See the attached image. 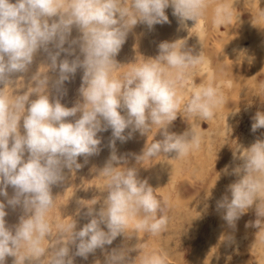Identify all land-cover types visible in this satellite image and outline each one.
Wrapping results in <instances>:
<instances>
[{"label": "clouds", "instance_id": "1", "mask_svg": "<svg viewBox=\"0 0 264 264\" xmlns=\"http://www.w3.org/2000/svg\"><path fill=\"white\" fill-rule=\"evenodd\" d=\"M169 7L178 25L186 28V21L198 22L208 3L0 0V85H4L0 88V196L8 197L6 189L11 186L14 195L7 199V205L23 209L13 230L7 226L6 205L0 201V264H5L8 256L16 258L15 264H25L26 260L43 264L45 259L47 264H74L73 256L87 259L121 235L130 238L126 230L132 222L136 232L158 235L165 230L167 203L157 197L147 179L138 177L137 166H127V158L117 155L116 142L125 143L136 132L148 135L153 126H158L163 139L146 144L141 154L135 156L137 163L169 153H174L176 159L186 157L199 149L202 136L192 126L180 134L169 131L182 105L187 117L207 121L224 103L223 94L212 85L194 90L186 103L178 94L203 62L201 51L194 53L184 39L161 42L155 57L131 63L132 67L119 78L113 76L122 66L115 57L128 33L138 23L147 25L149 30L157 24L170 23L165 11ZM230 15L226 6L219 5L214 10L213 22L222 25ZM73 26L81 35L69 41ZM66 43L68 48L64 47ZM72 45L79 46L83 59L76 55ZM40 50L48 54V68L59 70L57 85L69 81L78 68L83 69L79 88L82 102L69 108L59 99H50V78L39 72L31 78L34 86L23 94L9 95L5 91L13 83L14 74L28 71ZM61 53L74 59L65 58L58 63ZM33 94L36 98L30 99ZM252 120V132L264 128V111H257ZM109 129L110 156L99 170L107 181V195L101 207H94L99 198L81 203L88 222L79 230L74 219L69 223L57 222L53 235L49 218L55 205L52 186L65 180L64 169L76 171L83 167L78 158L84 157L86 163L89 157L98 155L102 150V137L98 134ZM233 156L241 161L231 170L236 180L227 186V194L217 207L225 210L223 219L234 227L255 206L258 219L252 226L259 233L264 229V139H256ZM228 168L225 165L222 171L227 174ZM80 214L78 209L77 215ZM45 240L49 241L48 247L43 246ZM70 245L76 249L72 255ZM135 250L136 246L112 249L106 253L105 264H135L137 258L140 264H163V258L156 254H138L129 259V252Z\"/></svg>", "mask_w": 264, "mask_h": 264}, {"label": "bare ground", "instance_id": "2", "mask_svg": "<svg viewBox=\"0 0 264 264\" xmlns=\"http://www.w3.org/2000/svg\"><path fill=\"white\" fill-rule=\"evenodd\" d=\"M207 3L205 14L197 23L186 21V28L178 25L171 7L165 10L170 23L157 24L152 30L138 23L128 33L126 42L115 57L122 66L113 76L119 78L132 67L131 63L139 64L155 57L161 42L184 39L186 47L193 49L194 53L201 51L203 62L188 77L178 94L186 103L194 90L212 85L224 97V103L214 110L213 118L207 121L187 117L182 105L169 131L180 134L192 126L202 136L199 149L191 151L186 157L176 159L174 153H169L137 163L135 156L141 154L146 144L163 139L158 126H153L148 135L136 132L127 142H116L117 155L127 158V166H137L138 177L147 179L157 197L167 203L165 230L158 235L136 232L132 222L126 230L130 238L121 235L112 245H105L103 250L97 249L87 259L73 256L74 264H105L106 253L112 249L133 246L138 250L129 252V259L138 254H156L163 258V264H264V243L261 242L264 229L258 233L259 229L252 226L258 219L255 206L236 221L234 227L223 219L225 210L217 207L218 201L227 194V186L236 180L231 170L241 161L234 159L233 153L239 155V150L249 147L256 139H264V128L251 131L252 117L257 111H264V0H207ZM219 5L226 6L231 13L222 25L213 22L214 10ZM80 35L73 26L69 41ZM49 47L51 51H56L52 45ZM64 47L68 48L69 44ZM72 47L76 49V55L83 59L79 46ZM65 58L71 61L74 56L61 53L58 63ZM50 63L48 54L38 51L28 71L14 74L13 83L5 91L9 95L23 94L34 86L31 78L39 72L50 78V99H59L69 108L78 101L82 102L79 88L83 69L78 68L69 81L57 85L59 70L48 68ZM2 87L4 85H0ZM35 98V94L30 97ZM79 115L77 113V117ZM20 123L23 134V121ZM98 135L102 137L100 153L89 157L86 163L84 157L78 158L83 167L76 171L64 169L65 180L52 186L55 205L49 218L53 224V235L57 222L69 223L74 219L77 230L82 228L88 218L83 216L86 208H82L81 203H91L93 198H99L94 205L99 210L107 195L104 191L107 181L99 175V170L110 156L111 129ZM225 165H229L227 174L222 171ZM6 190L8 197L0 196V201L6 205L7 226L14 230L23 209L7 205V199L14 195V190L11 186ZM78 209H81L80 215H77ZM48 245L49 241L45 240L43 246ZM70 249V255L74 254L75 246L70 245ZM45 258L41 257V260ZM15 259L8 256L5 264H15ZM25 264L34 262L26 260ZM43 264H47L46 259ZM135 264H140L139 258Z\"/></svg>", "mask_w": 264, "mask_h": 264}]
</instances>
